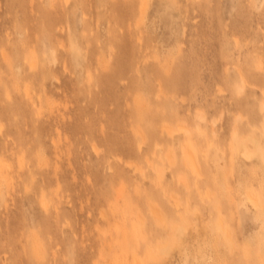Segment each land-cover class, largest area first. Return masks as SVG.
<instances>
[{
    "label": "rangeland",
    "instance_id": "rangeland-1",
    "mask_svg": "<svg viewBox=\"0 0 264 264\" xmlns=\"http://www.w3.org/2000/svg\"><path fill=\"white\" fill-rule=\"evenodd\" d=\"M145 1L0 0V264H264V0Z\"/></svg>",
    "mask_w": 264,
    "mask_h": 264
},
{
    "label": "bare ground",
    "instance_id": "bare-ground-1",
    "mask_svg": "<svg viewBox=\"0 0 264 264\" xmlns=\"http://www.w3.org/2000/svg\"><path fill=\"white\" fill-rule=\"evenodd\" d=\"M146 1H147V0H146ZM146 1H145V2H146ZM146 3H147V2H146ZM144 9H145V8H142L141 11L144 10ZM141 13H143V11H142ZM261 90H262V89H261ZM263 90H264V89H263ZM261 92L263 93L264 91H261ZM262 103H263V102H262ZM260 107H262L261 110H264V103H263L262 106H260ZM196 110H197V109H196ZM197 113H198V112H197ZM199 114H200V113H198L197 115H195V116H198V119H200L199 117L202 116V115L200 116ZM238 116H239V115H238ZM238 116H236V118H237ZM203 117H204V116H203ZM240 117H241V116H239V118H240ZM201 118H202V117H201ZM203 119H204V118H203ZM263 123H264V119H263ZM197 126H199V125H197ZM163 128H164V127H163ZM169 128H170V127H169ZM169 128H168V129H169ZM168 129L166 130V132L168 131ZM181 129H183V127H182ZM187 130H188V129H187ZM187 130H186L185 132H187ZM262 130H264V125L262 126ZM233 131H235V130H233ZM168 132H169V131H168ZM262 132H264V131H262ZM170 133H171V132H170ZM233 133H234V132H233ZM260 133H261V132H260ZM262 135H264V134L261 133V136H262ZM233 137H236V138H237L236 132L233 134ZM247 138H248V137H247ZM251 140H252L253 143L255 144V146H256L255 148H258L257 150L260 149V151H262V147L260 146L261 143H259V139L256 140V139H254L253 136H252V137H251ZM245 141H246V140H244V143H245ZM242 142H243V141H240V140H239V144L242 143ZM244 143H243V144H244ZM185 150H186V149H185ZM185 150H184V151H185ZM186 151H187V150H186ZM246 152H248V150H247ZM246 152H243V154H244L246 157H249V155H250L251 153L247 154ZM186 153H188V152H186ZM252 153H253V152H252ZM191 154H192V153H189V156H188V155L185 156V154H184V156H185V157H190ZM262 158H263V156H262ZM263 159H264V158H263ZM188 160H189V158H188ZM190 160H191V158H190ZM192 163H193V162H192ZM191 165H192V164H191ZM193 165H194V164H193ZM193 165H192V166H193ZM139 168H140V167H139ZM189 168H190V167H189ZM194 168H195V165H194ZM192 169H193V168H192ZM140 172H141V171H140ZM184 180H185V179H184ZM185 182H186V180H185ZM221 182L223 183V181H221ZM184 184H186V183H184ZM186 187H188V185H187ZM249 198H250V197H249ZM250 200H251V198H250ZM43 202H44V201H43ZM175 202H176V201H175ZM252 202H254V201H252ZM252 202H251V203H252ZM176 203H178V201H177ZM254 204H255V202H254ZM174 207H175V206H174ZM258 207H259V206H258ZM176 208H178V205H177ZM150 211H151V210H150ZM152 211H153V210H152ZM154 213H155V212H154ZM156 213H157V212H156ZM156 213H155V214H156ZM155 216H156V215H155ZM157 216H159V215H157ZM159 218H160V217H159ZM139 220H140V219H139ZM141 221H142V220H141ZM142 238H143V237H142ZM165 249H166V248H165ZM152 256H153V255H152Z\"/></svg>",
    "mask_w": 264,
    "mask_h": 264
}]
</instances>
